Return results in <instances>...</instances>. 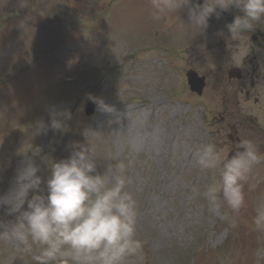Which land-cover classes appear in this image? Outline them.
Instances as JSON below:
<instances>
[{
  "label": "rangeland",
  "instance_id": "obj_1",
  "mask_svg": "<svg viewBox=\"0 0 264 264\" xmlns=\"http://www.w3.org/2000/svg\"><path fill=\"white\" fill-rule=\"evenodd\" d=\"M95 1L76 0L73 7V0H0V195L12 187L23 151L46 180L50 165L70 155L69 145L89 142L100 157L101 172H115L120 161L130 163L127 191L138 202L137 238L145 242L141 264H257V235L249 225L255 201L264 196V161L245 184L246 208L233 229L224 218L228 210L213 211L200 195L212 174L193 160L205 141L231 150L212 121L219 110L215 98L222 96L213 86L225 85L227 97L228 76H209L211 85L202 96L174 94L169 81L183 76L177 56L198 32L183 26L189 18L154 21L150 1L138 0L129 5L126 0L118 15L83 10L58 15L73 11L71 5L77 10L79 3ZM7 11L14 15H4ZM210 41V35L204 38V49ZM189 56L183 54L182 61ZM194 62L209 73L202 60ZM259 86L264 91V80ZM90 96L102 98L114 111L100 112L95 103L94 113L85 114ZM250 103L240 99L237 106L253 107ZM66 111L70 119L59 115ZM259 118L264 120V113ZM53 119L62 127L53 128ZM41 123L40 134L33 135ZM86 131L94 133L87 138ZM243 134L264 154V139ZM12 218L0 210V219ZM0 264L35 260L0 244Z\"/></svg>",
  "mask_w": 264,
  "mask_h": 264
},
{
  "label": "clouds",
  "instance_id": "obj_2",
  "mask_svg": "<svg viewBox=\"0 0 264 264\" xmlns=\"http://www.w3.org/2000/svg\"><path fill=\"white\" fill-rule=\"evenodd\" d=\"M151 16L161 21L187 9L184 27L204 31L213 16L232 8L240 14L226 25L231 39L243 40L244 34L264 21V0H150ZM219 10V11H218ZM100 112L114 108L102 98L90 96ZM59 115L70 119V112ZM52 127L62 123L53 119ZM44 128L38 125L33 135ZM94 132H85L88 138ZM88 140V139H87ZM70 155L50 165L45 180L36 161L25 153L12 187L0 195V210L10 220L0 219V244L11 246L35 264H141L145 242L137 238L138 202L127 191L129 162L120 161L115 172L99 170L96 149L89 142H73ZM35 150L33 155H38ZM110 156V153H109ZM100 158V157H99ZM201 171L211 172L203 188V199L213 211L226 208L230 228H238L246 208L245 184L253 169L264 161L260 146L242 140L240 149L229 156L228 149L214 141L200 143L193 155ZM250 229L257 235V264L264 260V196L255 201Z\"/></svg>",
  "mask_w": 264,
  "mask_h": 264
},
{
  "label": "flooded vegetation",
  "instance_id": "obj_3",
  "mask_svg": "<svg viewBox=\"0 0 264 264\" xmlns=\"http://www.w3.org/2000/svg\"><path fill=\"white\" fill-rule=\"evenodd\" d=\"M232 14L237 15L240 13L238 10L237 13L233 11ZM225 16L227 15L220 14L219 19L213 16L209 20V25L212 27L211 29L212 34L213 35L215 34L219 37V41L216 43L214 48L211 49V53L213 54V52H216L215 56L218 58H222L221 60L219 59V61L223 62L225 65H229V66L234 65L242 68V74H243L242 79L244 83L246 77V78H250V83L253 84L254 71L251 74H249L250 70H248L249 72L248 71L245 72L244 68H250V66H252L251 68H256V67H261L262 64L264 65V34L260 33V32H264V21H261L260 23L255 25V29L253 31L245 33L243 40H239V39L233 40L231 39L228 29L226 27V25L231 22ZM255 33L257 35L255 38H253V35ZM231 49L238 51L247 50V52L241 51L243 52L242 55L239 57V59H236L232 55ZM251 52H255L253 53L252 57H251ZM249 93L250 91L246 92L248 97L251 96ZM258 94L261 96L262 92ZM255 98L256 100L259 99V97L257 96Z\"/></svg>",
  "mask_w": 264,
  "mask_h": 264
}]
</instances>
